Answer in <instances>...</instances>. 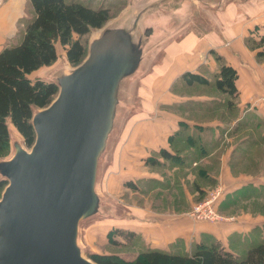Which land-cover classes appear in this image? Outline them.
Wrapping results in <instances>:
<instances>
[{
  "label": "crops",
  "instance_id": "obj_1",
  "mask_svg": "<svg viewBox=\"0 0 264 264\" xmlns=\"http://www.w3.org/2000/svg\"><path fill=\"white\" fill-rule=\"evenodd\" d=\"M84 1L103 3L111 13L120 3L109 19L123 14L127 22L144 0ZM189 6L171 5L170 17L161 19L172 23L181 15L185 29L135 83L131 94L138 101L121 115L106 154L102 188L133 218L95 224L135 230L152 248L185 252L194 243L219 241L244 254L251 241L264 238V43L257 44L264 0H226L222 11L205 10L198 22ZM34 15L30 0L0 1V51L21 41ZM218 56L237 71L234 94L216 87ZM218 185L224 188L218 210L234 218L192 219L189 209Z\"/></svg>",
  "mask_w": 264,
  "mask_h": 264
},
{
  "label": "water",
  "instance_id": "obj_2",
  "mask_svg": "<svg viewBox=\"0 0 264 264\" xmlns=\"http://www.w3.org/2000/svg\"><path fill=\"white\" fill-rule=\"evenodd\" d=\"M225 3L144 0L129 21L121 14L92 29L86 56L70 72L41 77L55 83L58 93L49 105L33 109L35 141L30 150L15 142L12 156L0 161V178L7 181L0 196V264H98L80 246L81 222L133 218L105 194L102 182L119 119L138 101L131 94L135 83L169 38L185 29L181 15L172 23L161 19L170 17L171 5L189 4L188 14L198 22L203 11H222ZM156 31L166 35L153 38ZM12 131L9 125L10 140Z\"/></svg>",
  "mask_w": 264,
  "mask_h": 264
},
{
  "label": "trees",
  "instance_id": "obj_3",
  "mask_svg": "<svg viewBox=\"0 0 264 264\" xmlns=\"http://www.w3.org/2000/svg\"><path fill=\"white\" fill-rule=\"evenodd\" d=\"M30 2L35 15L27 22L21 41L0 51V157L8 155L11 149L9 125L20 132L28 147L32 146L36 137L31 123L33 109L49 105L58 93L55 83L31 75L58 60L57 43L65 47L72 65L79 64L86 56L81 38L102 27L111 17V8L103 3L93 6L84 0ZM259 39L258 46L264 43V34ZM217 59L220 68L216 87L234 94L237 71L219 56ZM188 75L193 74L186 73L184 78ZM199 80L204 82L205 78ZM163 154L167 155L165 151ZM6 184L0 178V196ZM107 235L111 246L117 249L142 245L141 235L132 229L114 227ZM92 258L98 264H264V238L251 241L244 254H235L214 241L200 242L185 252L147 247L129 259L112 251L94 253Z\"/></svg>",
  "mask_w": 264,
  "mask_h": 264
},
{
  "label": "rangeland",
  "instance_id": "obj_4",
  "mask_svg": "<svg viewBox=\"0 0 264 264\" xmlns=\"http://www.w3.org/2000/svg\"><path fill=\"white\" fill-rule=\"evenodd\" d=\"M112 8L114 11L111 14L114 15V14L118 13L119 10L122 8V4H120V3L114 4V6H112ZM91 36H92V30L87 35H85L81 38L84 46L86 47V54L88 51L89 43L92 39ZM58 49H59L58 50V55H59L58 60L54 64H52L51 66L43 67L42 69L33 73L31 75V77H33V78L34 77H38V78L45 77L47 79H57L59 76H62L63 74L70 72L73 69V67H75V65H72L68 61V59L66 57L65 47L58 44ZM121 85L122 86L124 85V80L121 82ZM10 128L13 130L11 133V149H10V152L8 153V155H6L4 157H0V161L7 159V158H10L12 156V154L14 153V143L15 142L20 143L21 145L25 146L29 150L31 149V147H28L26 145L24 137L20 134V132L16 128H14L12 125H10ZM101 158H102V156H101ZM101 158H100V160H101ZM100 160H99V162H100ZM100 179H101V173H100V168H98L97 180H96L97 183L100 181ZM97 187H98V185H97ZM96 189H98V188H96ZM122 193L121 194L118 193V196H116V197L119 199L122 196L124 197V194H122ZM98 195H99V197H101L99 205H100V208H102L104 205V198H103V196H100V194H98ZM202 199L196 201L195 203L201 201ZM131 200H134V199H131ZM188 213H189V211H188ZM221 214H223V213H221ZM203 222H208V221H203ZM91 223H92V220L90 217L83 219L81 222L82 230L80 228V232H79L80 246L82 247V249H84L85 256H87L91 259H93L92 254H94V253H99V254H105L106 253L107 254L110 251L121 254L125 258L129 259V258L134 257L139 251L143 250L144 248L149 247L146 244L143 237L141 236L142 245L138 244L137 246L132 247V248L126 247V249H124V250L123 249H117V248L111 246L110 238L107 235L109 229L112 226H110L109 224H104V225L97 224L96 225L95 221H94V225L90 226ZM194 246H195V243H194ZM241 246L243 248L242 250L245 251L246 249L244 248V244ZM241 254H243V253H241Z\"/></svg>",
  "mask_w": 264,
  "mask_h": 264
},
{
  "label": "built area",
  "instance_id": "obj_5",
  "mask_svg": "<svg viewBox=\"0 0 264 264\" xmlns=\"http://www.w3.org/2000/svg\"><path fill=\"white\" fill-rule=\"evenodd\" d=\"M260 103L264 104V95L260 98ZM223 194L224 188L216 186L201 201L194 203L188 214L196 221L220 222L233 219V216L227 217L218 211L217 204Z\"/></svg>",
  "mask_w": 264,
  "mask_h": 264
}]
</instances>
